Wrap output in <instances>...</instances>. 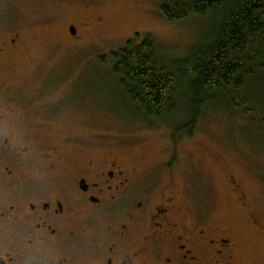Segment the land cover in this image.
Here are the masks:
<instances>
[{"label": "flooded vegetation", "instance_id": "1", "mask_svg": "<svg viewBox=\"0 0 264 264\" xmlns=\"http://www.w3.org/2000/svg\"><path fill=\"white\" fill-rule=\"evenodd\" d=\"M29 27L2 6L0 264H248L238 233L196 205L173 175L162 183L163 172L129 165L106 135L63 127L89 124L76 91L50 99L14 79L31 56ZM67 30L78 37L75 23ZM231 184L240 207H252L241 185Z\"/></svg>", "mask_w": 264, "mask_h": 264}, {"label": "rangeland", "instance_id": "2", "mask_svg": "<svg viewBox=\"0 0 264 264\" xmlns=\"http://www.w3.org/2000/svg\"><path fill=\"white\" fill-rule=\"evenodd\" d=\"M2 6L12 10L18 24L29 25L33 35L28 44L31 56L17 66L24 73L14 77L25 81L27 93L59 99L76 91L79 116L89 124L78 120L73 126L77 123L66 121L63 127L84 136L90 131L106 135L111 148L129 165L139 166L147 175L163 172L162 183L173 175L196 205L204 204L238 233L248 264H264L262 82L251 93V115L219 96L217 104L206 107L193 135L177 139L168 121H144V113L113 73V54L130 40L140 43L147 36L169 54L186 56L208 31L209 16L170 21L161 12L160 0H0ZM98 16L100 24L83 27V22ZM70 23L78 25L77 38L68 33ZM53 131L50 127V134ZM233 178L252 207L237 203Z\"/></svg>", "mask_w": 264, "mask_h": 264}, {"label": "trees", "instance_id": "3", "mask_svg": "<svg viewBox=\"0 0 264 264\" xmlns=\"http://www.w3.org/2000/svg\"><path fill=\"white\" fill-rule=\"evenodd\" d=\"M160 2L170 21L212 20L184 57L169 54L151 36L113 54L114 76L144 121H168L173 138L192 136L206 107L222 96L251 115V93L257 82L264 87V0Z\"/></svg>", "mask_w": 264, "mask_h": 264}]
</instances>
